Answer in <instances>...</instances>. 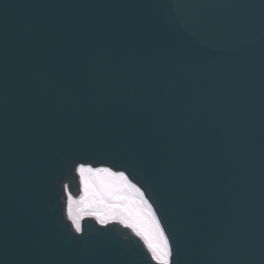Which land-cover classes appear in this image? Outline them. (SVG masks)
I'll use <instances>...</instances> for the list:
<instances>
[{"label":"snow or ice","instance_id":"1","mask_svg":"<svg viewBox=\"0 0 264 264\" xmlns=\"http://www.w3.org/2000/svg\"><path fill=\"white\" fill-rule=\"evenodd\" d=\"M186 6L192 24L213 41L228 43L254 30L259 48L244 72L251 77L259 68L264 74V0H187ZM101 23L40 20L18 30L22 35L5 32L0 41V157L15 163L28 189L46 190L69 166L79 177L78 197L63 185L71 227L53 242L80 264H132L134 258L140 264L135 241L120 247L102 232L85 235L82 220L91 217L101 228H127L142 242L149 264H264V232L259 246H251L213 214L217 182L210 165L222 160L226 171L248 139L235 132L222 142L217 132L200 127L202 118L215 114L206 107L207 89L192 88V103H184L186 82L192 73L200 76L203 63L153 17L131 27ZM207 71L211 78L214 70ZM74 134L88 143V159L74 150ZM129 159L140 172L121 162ZM153 184L167 194V210L181 223L175 244L146 195ZM39 243L33 238L22 250Z\"/></svg>","mask_w":264,"mask_h":264},{"label":"water","instance_id":"2","mask_svg":"<svg viewBox=\"0 0 264 264\" xmlns=\"http://www.w3.org/2000/svg\"><path fill=\"white\" fill-rule=\"evenodd\" d=\"M142 4L152 7H130ZM161 4L166 5L163 10L159 7ZM186 5L187 0H0V41L5 32L12 36L22 35L18 30L29 22L40 20L54 24L65 22L84 26L102 22L101 27L109 23L131 27L134 21L139 22L145 16L155 18L192 59L203 63L199 65L200 76L192 73V79L186 82L189 90L182 97L184 103L191 104L192 88L207 89L206 107L213 106L215 114L211 119L202 118L200 127L217 132V138L222 142L235 132L242 141L248 139L247 149L233 158L226 171L222 160L210 165L215 170L212 179L217 182L212 207L220 224L234 226L247 237L251 246L258 247L260 234L264 232V155L261 154L264 146V74L257 68L249 77L244 68L252 63L250 54L258 50L259 42L251 29L238 32L228 43L213 41L192 24V13ZM220 14L228 15L225 10ZM209 68L214 70L211 78ZM174 71L173 68L171 72ZM200 94L203 95V91ZM229 121L231 124L226 123ZM72 144L80 156L89 158L86 141L74 134ZM121 162L140 172L134 159ZM74 173L69 166L46 190L40 187L28 189L20 183L15 163L0 157V264H80L78 257L53 242L70 228L63 216L62 182L67 179L71 190L77 192ZM152 189L146 194L155 201L154 207L164 217V223L168 225L166 231L172 233L170 239H173L179 235L181 223L167 210L170 209L167 194L155 184ZM162 205L167 211H161ZM83 228L85 235L96 236L102 232L111 243L120 247H128L129 241H135L134 251L140 264H149L143 259L146 253L142 242L128 235L119 224L101 228L94 219L87 218ZM33 238H38L40 243L27 251L22 250ZM132 264H136L135 258Z\"/></svg>","mask_w":264,"mask_h":264},{"label":"bare ground","instance_id":"3","mask_svg":"<svg viewBox=\"0 0 264 264\" xmlns=\"http://www.w3.org/2000/svg\"><path fill=\"white\" fill-rule=\"evenodd\" d=\"M115 170V169H114ZM133 182H135V181H133ZM69 183V181H65V184H68ZM69 185V184H68ZM69 191L71 192V194H72V196L75 198V197H78L79 195H80V184H79V177L77 176V192H72L71 191V189H70V186H69ZM66 201H67V194L66 193H64V198H63V203H64V213H65V209H66ZM65 217H66V214H65ZM85 218H91V217H85ZM84 218V219H85ZM67 219V218H66ZM83 219V220H84ZM82 220V221H83ZM110 224H115V223H110ZM120 226V228L122 229V230H125L126 232H127V234L128 235H131V236H133V234L127 229V228H124L123 226H121V225H119ZM134 237V236H133ZM136 238V237H135Z\"/></svg>","mask_w":264,"mask_h":264}]
</instances>
